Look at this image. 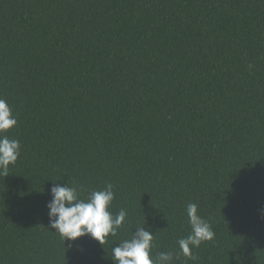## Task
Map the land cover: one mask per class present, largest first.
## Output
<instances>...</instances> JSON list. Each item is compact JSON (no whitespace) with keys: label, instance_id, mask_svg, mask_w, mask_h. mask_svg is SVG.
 I'll return each instance as SVG.
<instances>
[{"label":"trees","instance_id":"obj_1","mask_svg":"<svg viewBox=\"0 0 264 264\" xmlns=\"http://www.w3.org/2000/svg\"><path fill=\"white\" fill-rule=\"evenodd\" d=\"M0 264H113L137 226L179 251L188 203L215 237L173 264H264V0H0ZM114 185L102 246L49 227L53 183Z\"/></svg>","mask_w":264,"mask_h":264},{"label":"clouds","instance_id":"obj_2","mask_svg":"<svg viewBox=\"0 0 264 264\" xmlns=\"http://www.w3.org/2000/svg\"><path fill=\"white\" fill-rule=\"evenodd\" d=\"M18 123L8 101L0 97V172L7 173L10 166L17 162L20 141L10 138L7 133ZM84 189L75 182L67 185L53 183L50 189L51 199L47 202L49 227L62 239L76 241L80 237L90 236L104 245L109 237H117L119 230L127 222L128 213L120 209L111 211L115 199L114 185L107 183L101 190H91L87 197H82ZM186 214L191 232L178 240L179 251L159 252L152 255L155 234L144 225L137 226L128 238L121 239L111 249L110 259L113 264H173L174 258L183 255L195 259L193 249L202 243L213 240L215 233L198 213L196 203H188Z\"/></svg>","mask_w":264,"mask_h":264}]
</instances>
